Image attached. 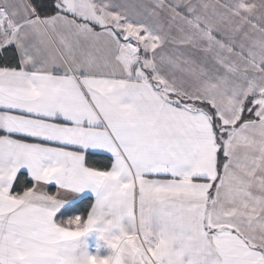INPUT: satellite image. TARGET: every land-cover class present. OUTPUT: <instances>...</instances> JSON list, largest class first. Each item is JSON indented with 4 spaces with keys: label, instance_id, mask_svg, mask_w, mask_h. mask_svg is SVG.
<instances>
[{
    "label": "snow or ice",
    "instance_id": "1",
    "mask_svg": "<svg viewBox=\"0 0 264 264\" xmlns=\"http://www.w3.org/2000/svg\"><path fill=\"white\" fill-rule=\"evenodd\" d=\"M0 264H264V0H0Z\"/></svg>",
    "mask_w": 264,
    "mask_h": 264
}]
</instances>
